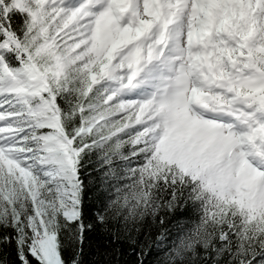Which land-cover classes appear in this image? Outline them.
Masks as SVG:
<instances>
[{
	"label": "snow or ice",
	"instance_id": "snow-or-ice-1",
	"mask_svg": "<svg viewBox=\"0 0 264 264\" xmlns=\"http://www.w3.org/2000/svg\"><path fill=\"white\" fill-rule=\"evenodd\" d=\"M0 264H264V0H0Z\"/></svg>",
	"mask_w": 264,
	"mask_h": 264
}]
</instances>
